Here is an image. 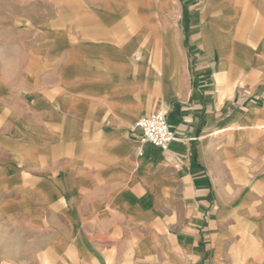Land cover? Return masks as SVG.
I'll return each instance as SVG.
<instances>
[{
    "label": "crops",
    "instance_id": "1",
    "mask_svg": "<svg viewBox=\"0 0 264 264\" xmlns=\"http://www.w3.org/2000/svg\"><path fill=\"white\" fill-rule=\"evenodd\" d=\"M12 2L42 18L0 82V264H264V0Z\"/></svg>",
    "mask_w": 264,
    "mask_h": 264
},
{
    "label": "rangeland",
    "instance_id": "2",
    "mask_svg": "<svg viewBox=\"0 0 264 264\" xmlns=\"http://www.w3.org/2000/svg\"><path fill=\"white\" fill-rule=\"evenodd\" d=\"M41 18L37 8L32 9L27 2L0 0V82L22 85L29 80L27 71L34 65L29 51L35 36L28 26L36 25ZM43 66L37 63L38 69Z\"/></svg>",
    "mask_w": 264,
    "mask_h": 264
},
{
    "label": "built area",
    "instance_id": "3",
    "mask_svg": "<svg viewBox=\"0 0 264 264\" xmlns=\"http://www.w3.org/2000/svg\"><path fill=\"white\" fill-rule=\"evenodd\" d=\"M135 129L139 131V145L149 144L162 150L168 149L170 143L176 138L171 129L166 111L159 109L147 116L141 117L135 123ZM143 154V149L139 148L138 155Z\"/></svg>",
    "mask_w": 264,
    "mask_h": 264
}]
</instances>
